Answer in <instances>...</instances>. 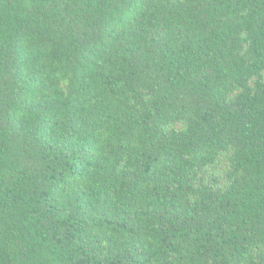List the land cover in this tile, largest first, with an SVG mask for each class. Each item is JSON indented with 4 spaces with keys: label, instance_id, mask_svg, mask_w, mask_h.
Returning a JSON list of instances; mask_svg holds the SVG:
<instances>
[{
    "label": "trees",
    "instance_id": "obj_1",
    "mask_svg": "<svg viewBox=\"0 0 264 264\" xmlns=\"http://www.w3.org/2000/svg\"><path fill=\"white\" fill-rule=\"evenodd\" d=\"M0 264H264V0H0Z\"/></svg>",
    "mask_w": 264,
    "mask_h": 264
},
{
    "label": "rangeland",
    "instance_id": "obj_2",
    "mask_svg": "<svg viewBox=\"0 0 264 264\" xmlns=\"http://www.w3.org/2000/svg\"><path fill=\"white\" fill-rule=\"evenodd\" d=\"M178 128H181L182 127V125H176ZM228 165V160H227V156L226 155H224L223 157H222V160H221V162L219 163V164H217L216 166H214L213 168H211V170H210V173H212V174H220L222 171H223V169L226 167Z\"/></svg>",
    "mask_w": 264,
    "mask_h": 264
}]
</instances>
